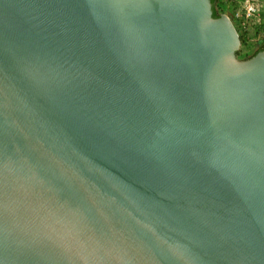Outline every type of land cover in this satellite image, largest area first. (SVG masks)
Instances as JSON below:
<instances>
[{
  "label": "water",
  "instance_id": "1",
  "mask_svg": "<svg viewBox=\"0 0 264 264\" xmlns=\"http://www.w3.org/2000/svg\"><path fill=\"white\" fill-rule=\"evenodd\" d=\"M212 0H0V264H264V50Z\"/></svg>",
  "mask_w": 264,
  "mask_h": 264
},
{
  "label": "built area",
  "instance_id": "2",
  "mask_svg": "<svg viewBox=\"0 0 264 264\" xmlns=\"http://www.w3.org/2000/svg\"><path fill=\"white\" fill-rule=\"evenodd\" d=\"M230 4L229 13L225 14L241 31L249 42L259 38L257 45H264V0H226Z\"/></svg>",
  "mask_w": 264,
  "mask_h": 264
},
{
  "label": "rangeland",
  "instance_id": "3",
  "mask_svg": "<svg viewBox=\"0 0 264 264\" xmlns=\"http://www.w3.org/2000/svg\"><path fill=\"white\" fill-rule=\"evenodd\" d=\"M229 9L231 6L227 3L226 0H217L215 3V10L218 16L228 14L229 17L233 20V16L229 13ZM241 40V46L239 51L237 52V57L239 60H248L257 54L259 51L264 50V45H257L259 38L252 39L251 42L244 37L241 31H237Z\"/></svg>",
  "mask_w": 264,
  "mask_h": 264
},
{
  "label": "trees",
  "instance_id": "4",
  "mask_svg": "<svg viewBox=\"0 0 264 264\" xmlns=\"http://www.w3.org/2000/svg\"><path fill=\"white\" fill-rule=\"evenodd\" d=\"M216 1L217 0H212V5H213V16L214 17H219L218 15H217V12H216V10H215V3H216ZM263 51V50H262ZM260 52V51H259ZM256 55V54H255Z\"/></svg>",
  "mask_w": 264,
  "mask_h": 264
}]
</instances>
